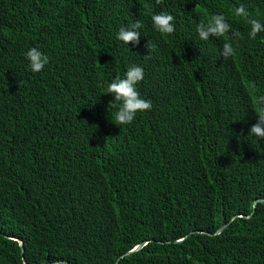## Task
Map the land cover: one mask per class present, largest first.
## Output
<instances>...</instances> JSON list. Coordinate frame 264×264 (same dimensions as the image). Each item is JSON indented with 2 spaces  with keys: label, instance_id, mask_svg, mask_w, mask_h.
<instances>
[{
  "label": "trees",
  "instance_id": "obj_1",
  "mask_svg": "<svg viewBox=\"0 0 264 264\" xmlns=\"http://www.w3.org/2000/svg\"><path fill=\"white\" fill-rule=\"evenodd\" d=\"M240 5L264 24V0H0V264H264V31ZM211 14L241 33L227 60L196 32ZM132 65L152 108L117 126L103 93Z\"/></svg>",
  "mask_w": 264,
  "mask_h": 264
},
{
  "label": "clouds",
  "instance_id": "obj_2",
  "mask_svg": "<svg viewBox=\"0 0 264 264\" xmlns=\"http://www.w3.org/2000/svg\"><path fill=\"white\" fill-rule=\"evenodd\" d=\"M234 15L242 18L249 26V38L255 39L256 36L264 31V24L258 19L249 18L250 13L243 5L234 9ZM151 22L155 31L161 35L170 36L175 32V25L173 23L174 17L167 12H159L151 14ZM143 28L141 21L136 20L128 27H121L117 32L116 38L122 43L128 45L138 44L141 34L139 29ZM196 32L201 40H208L209 38H223V44L219 50V55L223 60H227L236 54L235 45L241 39L239 31H233L231 25L227 22L223 14H211L196 25ZM148 54L156 50V46L147 43ZM28 60L29 68L32 72H41L49 63V56L41 52L38 48H29L24 54ZM144 78V70L137 65L130 66L124 73L123 77L117 76L111 82L107 83L104 95H111L112 100L109 105L115 108L113 115L114 124L117 126H126L131 124L138 112L149 111L152 108L150 100L144 99L137 89V85ZM254 103L256 105L255 115L257 121L249 130V134L257 138V140H264V95L255 97Z\"/></svg>",
  "mask_w": 264,
  "mask_h": 264
},
{
  "label": "water",
  "instance_id": "obj_3",
  "mask_svg": "<svg viewBox=\"0 0 264 264\" xmlns=\"http://www.w3.org/2000/svg\"><path fill=\"white\" fill-rule=\"evenodd\" d=\"M263 201H264V200H261V199L254 201V202H253V211H254V208H255L256 204H257V203H260V202H263ZM234 218H235V217H234ZM234 218H233V219H234ZM226 226H227V225H223V226H221V227L217 230V232L215 233V235L220 234V233L226 228ZM18 242H19L20 248H21V250H22V249H23V245H22L21 241H18ZM145 244H146L145 242H144V243H140V244H138L137 246H135V248H134L132 251H129V252L125 253L124 256H128V255H130V254H132V253H134V252H137V251L141 250L142 247H143ZM117 262H118V261H117ZM24 264H26V263L24 262Z\"/></svg>",
  "mask_w": 264,
  "mask_h": 264
}]
</instances>
